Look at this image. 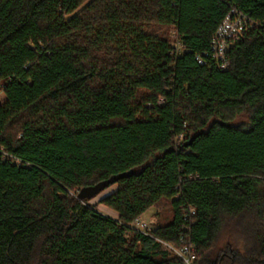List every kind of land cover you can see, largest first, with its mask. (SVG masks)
Segmentation results:
<instances>
[{
  "label": "trees",
  "instance_id": "16d2710c",
  "mask_svg": "<svg viewBox=\"0 0 264 264\" xmlns=\"http://www.w3.org/2000/svg\"><path fill=\"white\" fill-rule=\"evenodd\" d=\"M231 7L252 28L197 63ZM0 96V264H182L188 206L193 264H264V0H0ZM129 170L116 218L77 197Z\"/></svg>",
  "mask_w": 264,
  "mask_h": 264
},
{
  "label": "built area",
  "instance_id": "2783aa9c",
  "mask_svg": "<svg viewBox=\"0 0 264 264\" xmlns=\"http://www.w3.org/2000/svg\"><path fill=\"white\" fill-rule=\"evenodd\" d=\"M254 22L243 12L235 7H231L221 20L213 35L211 36L209 48L201 54H197L195 59L197 63L203 65H209L213 63L218 69L227 68V52L229 48L249 29L252 28ZM171 50L170 54H178L183 48L176 30L171 29ZM163 98H159L157 104H162ZM185 136L183 133L179 134L176 141L183 139ZM0 158L9 159L16 164H20V160L10 153L6 152L3 146H0ZM182 217L186 220V223L181 227L182 233L179 236L182 244L179 247H173L163 240L157 238L164 247L168 248L172 254L177 255L182 264H193L196 257L195 244L191 241L190 225L193 224V216L195 215V209L192 206H188L187 209L182 208ZM134 230L152 236V230L158 225L156 218H145L138 216L131 224H129Z\"/></svg>",
  "mask_w": 264,
  "mask_h": 264
},
{
  "label": "rangeland",
  "instance_id": "374dc122",
  "mask_svg": "<svg viewBox=\"0 0 264 264\" xmlns=\"http://www.w3.org/2000/svg\"><path fill=\"white\" fill-rule=\"evenodd\" d=\"M170 33H171V28H170V30L168 32L169 39L171 40ZM1 100H2V97L0 96V101ZM115 187H116V185L113 184V185L105 188L104 190H102L101 192H99L97 195L88 198V202L90 204H94L95 207H96V209L99 210L100 212L105 213V214L106 213H111L112 214V211H108L109 209L105 205L101 204L99 202V200L104 195H107L108 193H110L111 191H113L115 189ZM169 213H170V206H169L168 202H165L160 207L152 206V208L148 212H146L145 214H143L142 216L145 217V218H152V217H154V218L157 219V221H159V216L168 217ZM223 236H225V235H223Z\"/></svg>",
  "mask_w": 264,
  "mask_h": 264
},
{
  "label": "water",
  "instance_id": "95a60500",
  "mask_svg": "<svg viewBox=\"0 0 264 264\" xmlns=\"http://www.w3.org/2000/svg\"><path fill=\"white\" fill-rule=\"evenodd\" d=\"M190 139H192V138H190ZM131 173H132V171L129 170V171H126V172L115 174V175H112L109 178L101 180V181H99V182H97V183H95L93 185H89V186L83 187V188H81L78 191L77 197L79 199L83 200V199L95 196L99 192H101L102 190L107 188L109 185H111L114 182H116L119 178L128 176Z\"/></svg>",
  "mask_w": 264,
  "mask_h": 264
},
{
  "label": "crops",
  "instance_id": "0c3cea01",
  "mask_svg": "<svg viewBox=\"0 0 264 264\" xmlns=\"http://www.w3.org/2000/svg\"><path fill=\"white\" fill-rule=\"evenodd\" d=\"M107 208H108V207H107ZM151 208H152V207H150V208H148L146 211H144V212L142 213V215L145 214L146 212H148ZM108 209H109L108 211H112V214H111V213H106L107 215H110V216L113 217V218H116V217L118 216L116 211H114V210H112V209H110V208H108Z\"/></svg>",
  "mask_w": 264,
  "mask_h": 264
}]
</instances>
